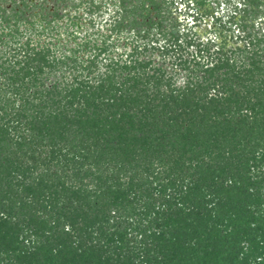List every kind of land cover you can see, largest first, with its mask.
Segmentation results:
<instances>
[{
    "label": "trees",
    "instance_id": "16d2710c",
    "mask_svg": "<svg viewBox=\"0 0 264 264\" xmlns=\"http://www.w3.org/2000/svg\"><path fill=\"white\" fill-rule=\"evenodd\" d=\"M156 1L0 14V264H264V0L206 40Z\"/></svg>",
    "mask_w": 264,
    "mask_h": 264
},
{
    "label": "rangeland",
    "instance_id": "374dc122",
    "mask_svg": "<svg viewBox=\"0 0 264 264\" xmlns=\"http://www.w3.org/2000/svg\"><path fill=\"white\" fill-rule=\"evenodd\" d=\"M219 1L218 5L209 3V5L201 6L196 5L195 0H157L158 12H151L150 17L156 16V13L159 14L158 19L168 17L164 28L171 27L175 23L173 20H176L180 28H191L192 31L198 32L203 40H206L207 36H218L217 29L221 28L220 26L231 25L228 20L235 6L240 8L242 2L241 0H230L228 4L225 0ZM19 2L21 0H0V14L2 11L9 13L12 7H22ZM114 2L116 0H25L23 11L27 18L35 16L37 23L55 17L60 25L57 36L61 39H64L66 34L64 27H67L68 32L80 38L91 32L98 37L99 34L108 32L106 29L112 28L111 26L117 20L114 16L118 7L113 5ZM237 13L239 14L238 11ZM238 18L239 15L234 20ZM73 22L74 25H72ZM231 27L237 28L235 24ZM211 30L217 32L211 33ZM123 35L121 38H124ZM153 57L157 58V52Z\"/></svg>",
    "mask_w": 264,
    "mask_h": 264
}]
</instances>
